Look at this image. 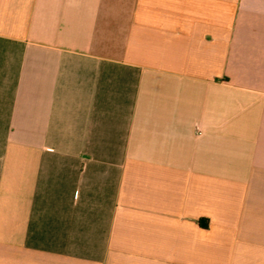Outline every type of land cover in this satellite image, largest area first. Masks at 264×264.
<instances>
[{"label":"crops","instance_id":"crops-1","mask_svg":"<svg viewBox=\"0 0 264 264\" xmlns=\"http://www.w3.org/2000/svg\"><path fill=\"white\" fill-rule=\"evenodd\" d=\"M0 264H264V0H0Z\"/></svg>","mask_w":264,"mask_h":264}]
</instances>
